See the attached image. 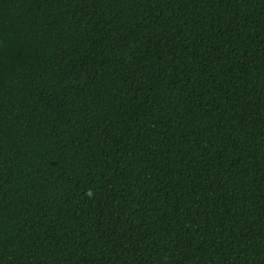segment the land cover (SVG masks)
I'll return each instance as SVG.
<instances>
[{
  "label": "trees",
  "instance_id": "obj_1",
  "mask_svg": "<svg viewBox=\"0 0 264 264\" xmlns=\"http://www.w3.org/2000/svg\"><path fill=\"white\" fill-rule=\"evenodd\" d=\"M0 264H264V0H0Z\"/></svg>",
  "mask_w": 264,
  "mask_h": 264
}]
</instances>
